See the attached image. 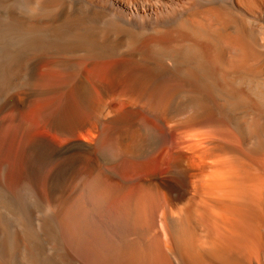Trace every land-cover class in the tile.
I'll use <instances>...</instances> for the list:
<instances>
[{
    "label": "bare ground",
    "instance_id": "1",
    "mask_svg": "<svg viewBox=\"0 0 264 264\" xmlns=\"http://www.w3.org/2000/svg\"><path fill=\"white\" fill-rule=\"evenodd\" d=\"M0 264H264V0H0Z\"/></svg>",
    "mask_w": 264,
    "mask_h": 264
}]
</instances>
